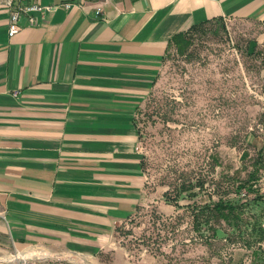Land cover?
I'll return each instance as SVG.
<instances>
[{
  "label": "crops",
  "instance_id": "1",
  "mask_svg": "<svg viewBox=\"0 0 264 264\" xmlns=\"http://www.w3.org/2000/svg\"><path fill=\"white\" fill-rule=\"evenodd\" d=\"M39 1L13 37L0 5V253L95 258L147 198L137 115L170 44L218 20L264 39V0Z\"/></svg>",
  "mask_w": 264,
  "mask_h": 264
},
{
  "label": "rangeland",
  "instance_id": "2",
  "mask_svg": "<svg viewBox=\"0 0 264 264\" xmlns=\"http://www.w3.org/2000/svg\"><path fill=\"white\" fill-rule=\"evenodd\" d=\"M172 41L138 111L146 174L144 205L95 258L33 247L0 253V264H264V239L211 237L193 210L220 198L264 227V39L260 26L211 21ZM180 41V40H178ZM208 232V233H207ZM206 234L205 237H202Z\"/></svg>",
  "mask_w": 264,
  "mask_h": 264
},
{
  "label": "trees",
  "instance_id": "3",
  "mask_svg": "<svg viewBox=\"0 0 264 264\" xmlns=\"http://www.w3.org/2000/svg\"><path fill=\"white\" fill-rule=\"evenodd\" d=\"M204 25V24H203ZM201 25V26H203ZM201 26H195L192 27L188 32L185 34H182L176 38H174L173 41L177 40V43L180 44L182 47L186 46L188 43L187 34L190 33V31L197 29ZM180 40V41H178ZM237 206L233 202L229 200H225L223 198H220L217 202H214L213 204H205L203 206H198L193 210V226L201 232L200 227H203L205 225H208V231H211V237L217 238L219 235L220 230L218 228H215L213 226V223L215 222H221L224 221L229 226H232V235L238 234L242 237L244 232H248L245 235H247L246 239L248 242L253 241L257 239V241H261L264 239V227L262 222L254 221L251 222V225H248V222H246L242 217L241 214L237 212ZM243 225L245 226V231H242ZM208 233V232H207ZM206 234H203L202 237H205Z\"/></svg>",
  "mask_w": 264,
  "mask_h": 264
},
{
  "label": "built area",
  "instance_id": "4",
  "mask_svg": "<svg viewBox=\"0 0 264 264\" xmlns=\"http://www.w3.org/2000/svg\"><path fill=\"white\" fill-rule=\"evenodd\" d=\"M81 1V0H80ZM15 2H18L15 4ZM78 0H64L63 5L71 8ZM0 5L11 7L9 19L8 34L10 37L18 34L21 26L22 19H27L30 25L38 23L36 13L46 14L54 10V5H44L39 0H0ZM137 149L141 152V147L138 145ZM2 212H0V215ZM27 264V263H23Z\"/></svg>",
  "mask_w": 264,
  "mask_h": 264
}]
</instances>
